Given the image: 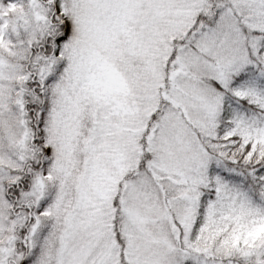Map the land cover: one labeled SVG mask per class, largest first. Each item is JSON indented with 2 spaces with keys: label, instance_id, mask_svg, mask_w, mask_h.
<instances>
[{
  "label": "snow or ice",
  "instance_id": "1",
  "mask_svg": "<svg viewBox=\"0 0 264 264\" xmlns=\"http://www.w3.org/2000/svg\"><path fill=\"white\" fill-rule=\"evenodd\" d=\"M0 264H264V0H0Z\"/></svg>",
  "mask_w": 264,
  "mask_h": 264
}]
</instances>
